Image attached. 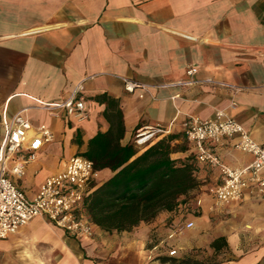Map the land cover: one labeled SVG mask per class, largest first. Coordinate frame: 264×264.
Wrapping results in <instances>:
<instances>
[{"label": "crops", "instance_id": "0c3cea01", "mask_svg": "<svg viewBox=\"0 0 264 264\" xmlns=\"http://www.w3.org/2000/svg\"><path fill=\"white\" fill-rule=\"evenodd\" d=\"M188 65L197 66L194 80L213 77L241 89L232 93L198 81L177 84L187 78ZM118 75L146 82L150 93L140 97L137 90H125ZM79 82L91 104L86 118L76 120L63 110L51 114L39 106V101L64 99ZM117 108L122 144L133 142L137 128L161 124L168 131L153 140L171 136V157L195 165L198 183L192 192L198 206L186 213L185 222L193 220L192 226H173L181 228L174 246H203L213 253L210 242L223 236L225 245L217 252L224 248L231 253L224 264H264V191L247 189L239 201L215 206L207 188L219 181L218 169L195 159L194 142L182 130L188 115L217 118L224 113L264 143V0H0V135L2 113L10 117L23 110L33 124L46 123L54 136L37 157L51 158L53 168L44 177L70 155H84L88 139L110 126L105 111ZM233 141L207 144L228 165L243 166L252 155L236 149ZM111 174L107 167L98 169L95 186ZM186 199L178 202V210L189 205ZM174 209L160 210L151 222L135 225L136 243L146 242L152 226L162 230ZM44 227L35 217L0 239V247H11ZM94 232L127 231L95 224ZM92 238L79 240L91 243L92 249L98 242Z\"/></svg>", "mask_w": 264, "mask_h": 264}, {"label": "built area", "instance_id": "2783aa9c", "mask_svg": "<svg viewBox=\"0 0 264 264\" xmlns=\"http://www.w3.org/2000/svg\"><path fill=\"white\" fill-rule=\"evenodd\" d=\"M197 71L196 65L185 68L187 78L177 80V84H191L194 81L209 83L228 88L236 93L241 86L233 82L213 77L192 79ZM125 90L138 91V96L150 93L146 82L118 75ZM82 83L74 86L61 100L39 101V106L51 114L63 110L66 115L82 120L88 116L91 104L81 93ZM2 133L0 135V239L8 237L35 217H39L63 229L76 238H90L94 234L95 223L90 219L84 206V199L90 192L97 177L94 162L81 153H74L62 162L60 168L47 174L32 195L16 183L14 177L25 173V165L38 156L44 143L53 139L52 129L44 122L33 124L23 114V110L6 116L1 115ZM186 139L193 141L196 147L195 159L211 167H216L219 181L208 186V193L215 206H225L242 199L247 189L259 194L264 191V143L255 141L241 122L233 116L222 113L217 118H201L188 115L182 122ZM168 131L161 124L139 127L133 135V142L141 146L153 140L158 134ZM225 138H234L236 149L249 152L251 160L243 166H230L213 150L210 143H221ZM9 160L12 164L9 165ZM193 225V220L184 223ZM174 227L168 237L180 231ZM177 248L168 250L175 255Z\"/></svg>", "mask_w": 264, "mask_h": 264}, {"label": "trees", "instance_id": "16d2710c", "mask_svg": "<svg viewBox=\"0 0 264 264\" xmlns=\"http://www.w3.org/2000/svg\"><path fill=\"white\" fill-rule=\"evenodd\" d=\"M106 131H97L88 139L83 152L96 169L109 168L112 174L95 186L84 199L90 219L101 229L129 230L141 221H149L160 210H170L197 185L195 165L190 159L171 157V136L148 141L140 147L134 142L122 144L121 111L110 114ZM153 141V142H152ZM225 245L223 236L210 242L214 253ZM171 264H216L207 258L191 255L158 256Z\"/></svg>", "mask_w": 264, "mask_h": 264}, {"label": "rangeland", "instance_id": "374dc122", "mask_svg": "<svg viewBox=\"0 0 264 264\" xmlns=\"http://www.w3.org/2000/svg\"><path fill=\"white\" fill-rule=\"evenodd\" d=\"M52 168V159L40 154L35 160L29 161L25 165V173L21 177H14V180L32 195L44 175ZM192 190L193 188L184 196L189 205L186 204L180 210L175 207L169 218L161 224L162 230L157 225L152 226L143 244L134 240L132 227L119 234L94 232L92 237L98 238V242L89 249L91 243L86 244L85 240H79L81 238L76 240L67 237L59 227L42 219L44 229L38 230L35 235L27 233L23 240L11 247H0V264H171L169 261L161 262L158 256H170L168 250L176 247L174 240L181 234L179 231L168 237L170 229L176 223L185 222L188 211L196 212L198 204ZM182 255L207 258L217 262L216 264H224L231 257V253L224 251V248L216 253H209L203 246L177 249V253L172 256Z\"/></svg>", "mask_w": 264, "mask_h": 264}]
</instances>
